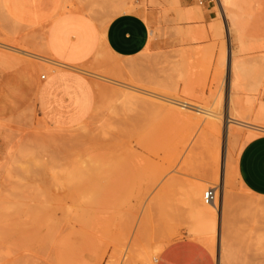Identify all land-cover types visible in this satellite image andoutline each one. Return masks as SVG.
Here are the masks:
<instances>
[{
  "label": "rangeland",
  "instance_id": "rangeland-1",
  "mask_svg": "<svg viewBox=\"0 0 264 264\" xmlns=\"http://www.w3.org/2000/svg\"><path fill=\"white\" fill-rule=\"evenodd\" d=\"M19 1L0 0V36L39 45L59 9L74 24L85 22L75 12L81 0ZM247 1L245 26L257 47L234 57L245 70L241 90L232 97L231 54L239 48L227 35L217 3L85 0V14L103 25L123 9L141 14L151 40L135 58L106 52L82 71L137 79L216 110L215 130H207L209 118L189 121L167 104L86 71L79 75L93 85V109L77 125H56L34 102L41 77L48 75L38 61L14 55L0 63V264H141V252L144 259L189 238L182 201L188 185L216 188L220 199L224 180L228 202L221 200L223 218L212 254L217 264L222 249L233 256L226 264H264V198L243 186L237 170L242 149L264 136V128L230 124L227 132L230 96L250 124L262 125L264 0ZM68 3L75 10L67 11Z\"/></svg>",
  "mask_w": 264,
  "mask_h": 264
},
{
  "label": "crops",
  "instance_id": "crops-1",
  "mask_svg": "<svg viewBox=\"0 0 264 264\" xmlns=\"http://www.w3.org/2000/svg\"><path fill=\"white\" fill-rule=\"evenodd\" d=\"M76 2L79 0H71ZM75 10L85 17L82 25L71 22L62 13H54L42 43H26L10 35L0 36V44L23 51L44 52L57 70L38 84L34 102L47 120L56 125H77L95 105L93 85L80 73L87 64L101 61L106 52L113 58L132 59L149 46L151 31L139 13H124L107 24L85 14V0ZM256 17V16H255ZM68 30H66V27ZM264 34V24H263ZM4 51V50H3ZM100 56V57H99ZM103 56V57H102ZM3 63V62H0ZM74 73H68V72ZM64 97L66 99H64ZM243 186L253 195L264 198V136L253 140L241 151L237 163ZM156 264H217L212 252L193 239L176 241L160 252Z\"/></svg>",
  "mask_w": 264,
  "mask_h": 264
},
{
  "label": "bare ground",
  "instance_id": "bare-ground-1",
  "mask_svg": "<svg viewBox=\"0 0 264 264\" xmlns=\"http://www.w3.org/2000/svg\"><path fill=\"white\" fill-rule=\"evenodd\" d=\"M19 2L21 3V5L23 3H26V4L28 3V2H25V1H22V0L19 1ZM216 3L218 4V8L220 10V14L223 16L224 21L226 23V32H227L228 37L230 38V40L232 39L234 42H236L237 47L239 48L237 54H235L233 52L231 54L232 61H233V58L235 56H238V55H240L242 53H248V52L252 51L253 46L256 45V43H255L252 46V43L250 42V34L251 33L247 30V28L245 26V22L246 21H245V16H244V10L250 4H249V2L247 0H217ZM68 4L70 5V3H68ZM123 6L126 7V5H123ZM72 7L73 6H71V8H66V9H68L67 11H69V9L71 10ZM75 8L73 7L74 10H75ZM128 8L130 10V7H128ZM60 12H63V11H60V9H59V11L56 12V13H60ZM121 12H125L126 13V12H128V9L120 10V12L118 11L117 13H121ZM113 13L116 15L115 11ZM110 21H108V22H110ZM253 41L254 40H252V42ZM256 47H257V45H256ZM1 51L5 52L6 54L1 53ZM40 53H42V54H38L35 51H23V50L18 49L17 47H14V46H8V45L0 44V62L6 63V60H8L9 57H11V56L14 57V55H22V56H25L27 58H32L33 60H37L38 64L40 65L39 67H41L40 69H43V71H45L48 74H50L54 70H57V67L55 66V62L51 59V57L47 56V54H45L44 52H40ZM249 54H251V53H249ZM235 58H234V61L231 63V73H232V76L234 75V77H233V79L231 80V83H230V93L232 94V97H233V93L238 92L239 90H241V81H242V78L244 77L243 76V71L245 70V69L244 70L242 69V64H241L242 62H241L240 58L238 59V57H237L236 60H235ZM17 61H19V60H17ZM245 63H247V62H245ZM84 71H86V70H83V72ZM86 72L90 73L91 76H94L96 78L108 79V80H110L112 82L118 83V85L120 87H122L123 89H125L127 91H130L131 93L132 92H139L140 94L143 93V94H145V96L146 95L148 97L150 96L149 98H154V100L156 99V100H158L161 103L167 104L168 106L171 107L173 112H175L178 116H180L182 118H185V119H187L189 121L195 119V120H199V122L200 121L203 122V119H202L203 117H201V116H204L207 119L209 118V121H208V125L209 126L207 127V130H211V129L215 130V129H217L218 125H217L216 121H218L220 119V114L216 110H211V109H208V108H205V107H201V106H195V105H192L189 102L181 101V100H179V99H177L175 97H171L169 94L167 95V94L163 93L164 91L161 92L160 88H159L160 90H158L157 89L158 88L157 85L154 86V84L152 85L153 88L152 87L143 86V84L140 85V84L136 83V80H137L136 77H135L136 80H133V79L129 80L130 78H128V80H127L126 78H122L121 77L122 81H118V80L106 78L104 76H101V75H98V74H95V73H91L89 71H86ZM131 78H133V77H131ZM41 79H42V77H41ZM117 93L121 94L123 92L122 91H118ZM117 93L115 92V93H113V95L117 94ZM127 93H125V94L127 95ZM133 94H135V93H133ZM128 95H130V94H128ZM130 96H132L131 98H133V95H130ZM135 96H136V94H135ZM232 97L230 96L229 110H228V113H227V119H228L227 120V129H228L227 132H228V135H229V133H231L230 132V128H229V126H231L230 124H235V125H237V126H239L241 128H246V129H257V127H261V126H262L261 128H264V107L261 109L259 117H258L259 121H261L262 125H260V124H258V125L250 124L248 122L249 119H248V117L246 115H244L242 113H238V111H237L238 110L237 109V104H238L237 100H235V98H232ZM116 98L117 97H115V101L116 102L117 101H121L122 102V100H117ZM112 99L114 100V98H112ZM190 107H196L198 110H194V109H192ZM261 130H263V129H261ZM33 147H31V148H33ZM28 151L24 150L23 154L29 155L30 154V150H28ZM20 152H19V154H20ZM44 154H45V152H44ZM9 169H11V172H12V168H9ZM8 172H10V171H8ZM222 183L223 184H222V187H221V191L222 192H221V195H220V199L218 198L219 195H218V192H217V197H216V199H215V201L213 203H208L207 204L205 202L204 197H205V194H206V191H207L206 189L208 187L207 188L203 187L201 184L188 185L189 189L187 191H185V193H183L184 200H182L183 203H184L183 205H185V207L187 209V213H186L187 222H188L187 232H188L189 239H193V240L203 244L213 254L216 253V241H217L216 238H217L218 229H219V219L221 221L222 218H223V211L224 210H223V205L221 203V200L223 201L225 199L226 195H227L226 192H225V188H226L225 180ZM224 201L228 202L227 199L224 200ZM2 204L3 203L0 204V207H1ZM3 208H4V206H3ZM229 210H231V209H229ZM186 223H184V224H186ZM224 237H226V236H224ZM162 250L163 249L154 250V252L152 251V253H150L148 256H145L144 259L142 258L143 254L141 252L140 253L141 255L139 256L141 261L139 259L138 260L140 261L141 264H142V259H143V264H155L157 262V260H158L159 254H160V252ZM132 251L134 252V250H132ZM149 251H150V249H149ZM218 254H219V262H218L219 264H226L227 261L230 258L232 260V257H233V256L231 257V255L229 254V251L226 250V249H224V250L222 249V253H220V251H218ZM134 259H135V257H134ZM230 262H232V261H230Z\"/></svg>",
  "mask_w": 264,
  "mask_h": 264
},
{
  "label": "built area",
  "instance_id": "built-area-1",
  "mask_svg": "<svg viewBox=\"0 0 264 264\" xmlns=\"http://www.w3.org/2000/svg\"><path fill=\"white\" fill-rule=\"evenodd\" d=\"M210 3H216L217 0H209ZM199 4L200 5H203L204 4V0H199ZM45 79V76L43 75L42 76V80ZM217 189L216 188H209L207 191H206V194H205V202L208 204V203H213L217 197Z\"/></svg>",
  "mask_w": 264,
  "mask_h": 264
}]
</instances>
